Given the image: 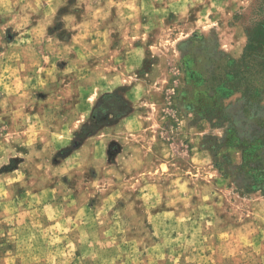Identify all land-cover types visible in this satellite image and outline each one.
<instances>
[{
    "label": "rangeland",
    "instance_id": "rangeland-1",
    "mask_svg": "<svg viewBox=\"0 0 264 264\" xmlns=\"http://www.w3.org/2000/svg\"><path fill=\"white\" fill-rule=\"evenodd\" d=\"M253 2L0 0V264H264L263 74L196 103Z\"/></svg>",
    "mask_w": 264,
    "mask_h": 264
},
{
    "label": "trees",
    "instance_id": "trees-1",
    "mask_svg": "<svg viewBox=\"0 0 264 264\" xmlns=\"http://www.w3.org/2000/svg\"><path fill=\"white\" fill-rule=\"evenodd\" d=\"M245 32L247 42L241 57L228 60L204 81L205 91L197 97L196 103L199 112L206 117H217L220 120V100L234 91L241 90L247 97H257L260 93L258 78L260 74L264 77V0H254ZM230 143L232 145L234 142ZM262 150L264 140L258 138L243 144V168L252 178L248 189L264 194V160L260 157Z\"/></svg>",
    "mask_w": 264,
    "mask_h": 264
}]
</instances>
